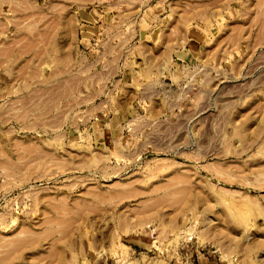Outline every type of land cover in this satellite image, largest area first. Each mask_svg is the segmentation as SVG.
<instances>
[{"label":"rangeland","instance_id":"1","mask_svg":"<svg viewBox=\"0 0 264 264\" xmlns=\"http://www.w3.org/2000/svg\"><path fill=\"white\" fill-rule=\"evenodd\" d=\"M0 163V264H264V0H0Z\"/></svg>","mask_w":264,"mask_h":264},{"label":"bare ground","instance_id":"2","mask_svg":"<svg viewBox=\"0 0 264 264\" xmlns=\"http://www.w3.org/2000/svg\"><path fill=\"white\" fill-rule=\"evenodd\" d=\"M34 20H35V19H34ZM38 20H40V19H38ZM53 73H54V72H53ZM55 73H56V72H55ZM52 76H53V75H52ZM53 83H54V82H53ZM55 85H56V84H55ZM46 89H47V88H46ZM58 89H59V86H58ZM48 91H49V90H48ZM54 91H55V90H54ZM54 91H53V92H54ZM44 92H45V91H44ZM44 92H43V93H44ZM38 93H39V92H38ZM41 93H42V92H41ZM58 93H60V92H58ZM61 93H62V91H61ZM39 94H40V93H39ZM45 94H47V93H45ZM51 94H52V93H51ZM53 94H54V93H53ZM37 95H38V94H37ZM54 95H55V94H54ZM57 95H58V94H57ZM49 96H50V95H49ZM49 96H48V97H49ZM36 97H37V96H36ZM36 97H35V98H36ZM38 98H39V97H38ZM49 98H50V97H49ZM58 98H59V97H58ZM58 98H57V99H58ZM24 99H25V98H24ZM24 99H23V100H24ZM27 99H28V98H27ZM18 100H19V99H18ZM40 100H41V99H40ZM52 101H53V100H52ZM14 102H15V101H14ZM34 102H35V101H34ZM44 102H45V101H44ZM36 103H37V102H36ZM28 104H29V103H28ZM32 104H33V103H32ZM25 105H26V103H25ZM53 105H54V104H53ZM30 106H34V105H30ZM9 107H10V106H9ZM21 107H22V106H21ZM31 110H32V109H31ZM37 110H38V109H37ZM46 111H47V110H46ZM28 112H29V111H28ZM22 113H24V112H21V114H22ZM16 114H17V113H16ZM27 114H28V113H27ZM37 116H38V115H37ZM20 117H21V116H20ZM22 118H23V117H22ZM15 119H16V118H15ZM26 127H27V126H26ZM28 127H29V126H28ZM32 127H33V126H32ZM57 137H58V136H57ZM16 142H18V141H16ZM17 144H18V143H17ZM19 144H20V143H19ZM19 144H18V145H19ZM26 145H28V144H26ZM22 146H23V145H22ZM33 147H34V146H33ZM27 149H28V148H27ZM27 149H26V151L28 152ZM29 149H30V147H29ZM117 150H118V149H117ZM32 151H33V150H32ZM41 152H42V151H41ZM45 152H46V151H45ZM35 153H36V152H35ZM23 154H24V153H23ZM27 155H29V153H27ZM36 155H37V154H36ZM36 155H35V156H36ZM52 155H53V153H52ZM20 156H21V155H20ZM22 156H23V155H22ZM31 156H32V155H31ZM40 156H42V154H41ZM40 156H39V157H40ZM39 157H38V158H39ZM51 157H52V156H51ZM18 158H20V157H18ZM30 158H31V157H30ZM56 159H57V158H56ZM32 160H33V159H32ZM32 160H31V161H32ZM5 161H7V160H5ZM11 161H12V160H11ZM11 161H10V162H11ZM4 163H5V162H4ZM14 163H15V162H14ZM0 164H2V163H0ZM7 164H8V163H7ZM19 164H20V163H19ZM10 165H12V164H10ZM14 165H15V164H14ZM40 165H41V164H40ZM19 166H20V165H19ZM37 166H38V165H37ZM21 167H22V166H21ZM21 167H20V168H21ZM24 167H25V165H24ZM16 168H17V167H16ZM40 168H41V167H39V169H40ZM0 169H1V168H0ZM22 169H23V168H22ZM33 169H34V168H33ZM69 169H70V168H69ZM35 170H36V169H35ZM45 170H46V169H45ZM116 170H117V169H116ZM4 171H5V169H4ZM7 171L9 172L10 170H7ZM7 171H6V172H7ZM31 171H32V170H31ZM114 171H115V170H114ZM13 173H14V172H13ZM34 173H35V172H34ZM58 173H59V172H58ZM5 174H6V173H5ZM8 174H9V173H8ZM41 174L45 175L44 172H42ZM29 175H30V174H29ZM31 175H32V174H31ZM43 175H42V176H43ZM29 177H30V176H29ZM37 178H38V177H37ZM172 179H173V178H172ZM176 179H177V177H176ZM173 180H174V179H173ZM176 181H177V180H175V182H176ZM179 181H180V180H179ZM182 181H184V180H182ZM186 182H187V181H186ZM119 184L121 185V183H119ZM188 184H189V183H188ZM128 185H129V184H128ZM117 186H118V185H117ZM126 186H127V185H126ZM127 187H128V186H127ZM183 187H184V186H183ZM183 187H182V190L184 189ZM180 189H181V188H180ZM188 189H189V188H188ZM131 191H132V190H131ZM120 192H122V191H120ZM124 192H125V191H124ZM124 192H123V193H124ZM174 192H175V191H174ZM181 192H182V191H181ZM181 192H180V193H181ZM186 192H187V191H186ZM186 192H185V193H186ZM117 193H119V192H117ZM123 193H122V196H125V194H123ZM126 193H128V192H126ZM131 193H132V192H131ZM175 193H177V192H175ZM178 193H179V192H178ZM110 194H111V193H110ZM117 195H118V194H117ZM110 196H113V194L110 195ZM114 196H116V195L114 194ZM114 196H113V197H114ZM119 196H120V195H119ZM33 197H34V195H33ZM47 197H48V196H47ZM127 197H128V196H127ZM63 198H64V197H63ZM65 198H66V197H65ZM108 198H109V197H108ZM111 198H112V197H111ZM111 198H110V199H111ZM118 198H120V197H118ZM48 199H49V198H48ZM54 199H55V198H54ZM35 201H36V198H35ZM62 201H63V199H62ZM63 202H65V201H63ZM77 203H78V202H77ZM63 204H64V203H63ZM63 204H62V205H63ZM84 204H85V203H84ZM57 205H58V204H57ZM78 205H79V204H78ZM65 206H66V205H65ZM57 207H58V206H57ZM68 207H69V206H68ZM64 208H65V207H64ZM69 208H70V207H69ZM58 209H61V208L59 207ZM58 209H56V211H57ZM57 213H58V212H57ZM59 213H61V212H59ZM67 214H68V213H67ZM0 216H1V215H0ZM2 218H5V217H2ZM55 218H56V217H55ZM48 219H49V218H48ZM51 219H52V218H51ZM4 220H5V219H4ZM49 220H50V219H49ZM61 220H62V219H61ZM43 222H44V221H43ZM51 222H52V220H51ZM57 223H58V222H57ZM26 228H27V227H26ZM26 228H24V230H25ZM28 229H29V228H28ZM24 230H23V232H24ZM21 231H22V230H21ZM25 232H26V231H25ZM25 232H24V233H25ZM18 233H19V232H18ZM35 235H36V234H35ZM26 237H27V235H26ZM19 238H20V237H19ZM19 238H16V239L19 240ZM23 238H25V237H23ZM30 238H31V237H30ZM32 238H33V237H32ZM21 239H22V238H21ZM26 239H28V237H27ZM24 240H25V239H24ZM34 240H35V238H33V241H34ZM36 240H37V239H36ZM12 241H13V240H11V243H12ZM15 241H17V240H15ZM15 241H14V242H15ZM19 241H23V240H19ZM27 241L30 242L31 240L29 239V240H27ZM17 242H18V241H17ZM5 243H6V242H5ZM11 243H10V244H11ZM23 243H24V245L27 244V243H25V242H23ZM23 243H21V244H22L21 246H23ZM33 243H34V242H33ZM10 244H9V245H10ZM12 244H14V243H12ZM18 244H19V243H17V245H18ZM3 245H4V244H3ZM17 245L14 246V248L17 247ZM19 245H20V244H19ZM4 246H7V245L5 244ZM28 246H29V245H28ZM2 247H3V246H2ZM12 248H13V247H12ZM20 248H22V247H20ZM18 249H19V248H18ZM13 250H14V249H13ZM9 251H11V250L9 249ZM9 251H8V252H9ZM8 252H7V253H8ZM11 252H12V251H11ZM9 253H10V252H9Z\"/></svg>","mask_w":264,"mask_h":264}]
</instances>
